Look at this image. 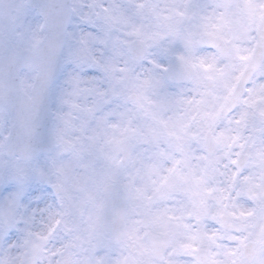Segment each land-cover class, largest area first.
Listing matches in <instances>:
<instances>
[{
	"label": "clouds",
	"instance_id": "1",
	"mask_svg": "<svg viewBox=\"0 0 264 264\" xmlns=\"http://www.w3.org/2000/svg\"><path fill=\"white\" fill-rule=\"evenodd\" d=\"M0 264H264V0H0Z\"/></svg>",
	"mask_w": 264,
	"mask_h": 264
}]
</instances>
